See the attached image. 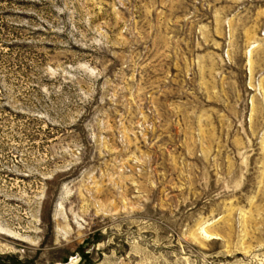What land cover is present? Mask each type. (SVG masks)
I'll return each mask as SVG.
<instances>
[{
    "label": "rangeland",
    "instance_id": "rangeland-1",
    "mask_svg": "<svg viewBox=\"0 0 264 264\" xmlns=\"http://www.w3.org/2000/svg\"><path fill=\"white\" fill-rule=\"evenodd\" d=\"M0 264H264V0H0Z\"/></svg>",
    "mask_w": 264,
    "mask_h": 264
}]
</instances>
